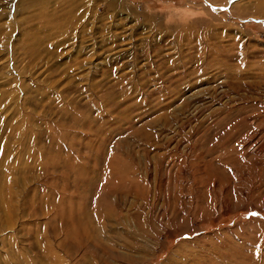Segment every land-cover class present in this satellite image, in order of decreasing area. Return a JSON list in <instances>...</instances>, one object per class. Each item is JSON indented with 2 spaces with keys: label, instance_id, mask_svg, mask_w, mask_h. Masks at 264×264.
Returning <instances> with one entry per match:
<instances>
[{
  "label": "rangeland",
  "instance_id": "obj_1",
  "mask_svg": "<svg viewBox=\"0 0 264 264\" xmlns=\"http://www.w3.org/2000/svg\"><path fill=\"white\" fill-rule=\"evenodd\" d=\"M0 264H264V0H0Z\"/></svg>",
  "mask_w": 264,
  "mask_h": 264
}]
</instances>
